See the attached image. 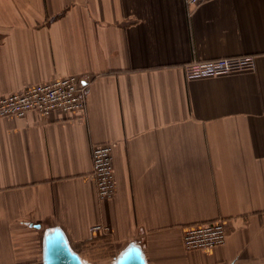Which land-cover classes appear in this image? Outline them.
<instances>
[{
    "label": "crops",
    "instance_id": "0c3cea01",
    "mask_svg": "<svg viewBox=\"0 0 264 264\" xmlns=\"http://www.w3.org/2000/svg\"><path fill=\"white\" fill-rule=\"evenodd\" d=\"M237 57L254 69L185 77ZM67 76L83 111L0 118V264H42L53 229L91 264L131 243L146 264H264V0H0V98ZM218 220L223 246L183 250L184 227Z\"/></svg>",
    "mask_w": 264,
    "mask_h": 264
},
{
    "label": "built area",
    "instance_id": "2783aa9c",
    "mask_svg": "<svg viewBox=\"0 0 264 264\" xmlns=\"http://www.w3.org/2000/svg\"><path fill=\"white\" fill-rule=\"evenodd\" d=\"M207 1L210 0H184V3L196 8ZM253 69L254 62L250 57L222 58L189 64L184 67V74L187 79H197L245 73ZM86 91V83L75 76L28 87L0 98V118H22L30 112L46 117L52 112L68 114L83 111L86 107ZM112 159V149L108 144L96 145L91 150L95 195L100 202L110 199L114 194ZM90 232L96 236L108 232V228L98 224L91 227ZM225 238L224 222L218 220L184 227L181 242L183 250L191 252L221 247Z\"/></svg>",
    "mask_w": 264,
    "mask_h": 264
},
{
    "label": "water",
    "instance_id": "95a60500",
    "mask_svg": "<svg viewBox=\"0 0 264 264\" xmlns=\"http://www.w3.org/2000/svg\"><path fill=\"white\" fill-rule=\"evenodd\" d=\"M132 246H135V253L128 257L124 256ZM42 264H91L73 252L59 229L47 231L43 237ZM108 264H146L142 249L131 243L122 251L117 252Z\"/></svg>",
    "mask_w": 264,
    "mask_h": 264
},
{
    "label": "snow or ice",
    "instance_id": "6c2138e0",
    "mask_svg": "<svg viewBox=\"0 0 264 264\" xmlns=\"http://www.w3.org/2000/svg\"><path fill=\"white\" fill-rule=\"evenodd\" d=\"M135 253V246H132L125 254H123L124 256H132Z\"/></svg>",
    "mask_w": 264,
    "mask_h": 264
}]
</instances>
